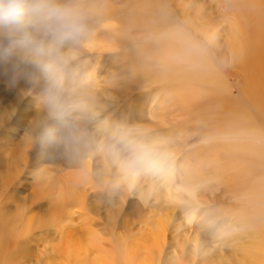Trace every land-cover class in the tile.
I'll use <instances>...</instances> for the list:
<instances>
[{"label": "rangeland", "instance_id": "1", "mask_svg": "<svg viewBox=\"0 0 264 264\" xmlns=\"http://www.w3.org/2000/svg\"><path fill=\"white\" fill-rule=\"evenodd\" d=\"M133 1L57 0L83 13L84 27L71 35L45 32L39 22L26 41L0 32V57L11 47H30L32 56L19 64L34 71L37 57L57 53L66 62L59 70L63 86H77L84 97L73 100L63 91L54 110L41 87L30 89L0 72V215L9 220L10 233L4 264H86L92 258H102L101 264H135L139 258L147 264H237L240 242L254 231L264 233V226L239 220L242 197L225 184L231 157L208 150L207 127L171 105L165 88L151 81L153 63L146 62L139 76L126 67L132 51L165 28L155 37L146 28L101 36L117 17L136 13ZM148 1L159 11L153 20L160 17L213 54L230 97L246 102L244 55H235L226 39L231 26L240 28L244 40L251 34L264 0ZM101 8L116 18L98 15ZM40 82L52 88L46 76ZM173 84L169 77L166 86ZM151 163L157 166L131 184L130 167ZM164 177L173 187L194 191L197 207L176 208L159 193H139L145 180ZM12 179L7 191L3 184ZM59 194L69 201L55 208ZM86 247L80 258L76 251Z\"/></svg>", "mask_w": 264, "mask_h": 264}, {"label": "bare ground", "instance_id": "2", "mask_svg": "<svg viewBox=\"0 0 264 264\" xmlns=\"http://www.w3.org/2000/svg\"><path fill=\"white\" fill-rule=\"evenodd\" d=\"M132 5V9L136 13L124 18L112 17L114 14L108 8L107 10L101 8L97 11L98 15H108L113 19L116 18L117 21L114 26L102 31L101 36L122 35L123 31L129 35V31L132 29L146 28L151 32L149 35L155 37L158 30L161 31L163 30L161 28H165V31L155 38L149 39L143 46L132 51L127 58L129 63L126 62V67L139 76L142 66H145L146 62H151L156 66L157 73L151 76V81L165 88L172 106L185 109L193 122L207 127L204 129L208 136V150L214 156L223 153L231 157L229 159L231 174L225 184L242 197L239 201L242 204V207H239V220L253 228L256 227V224L264 226V121L254 120L252 112L249 110V108H254L264 118V9L260 10L262 11L260 13L252 10L258 17V23L254 30L251 29V31L248 28L251 34L245 40L242 33L238 31L240 28L231 26L228 31L227 47L234 50V54L240 58L242 54L244 55L242 69L245 86L242 96L247 100L241 102L237 98L238 101L235 102V99L230 97L228 85L212 63V61L214 62L212 53L202 49L193 38L186 34L170 30V27H166L164 22L161 23L160 17L153 20L154 16L159 14L153 2L134 0ZM252 9L254 8L252 7ZM203 23L205 24L204 18L200 22L201 26ZM109 31L112 32L109 33ZM11 48L9 52L0 57V72L14 79L19 78L28 84L30 89L41 87L42 96L47 97L51 109L58 108L59 100L65 94L73 100L84 98L83 94L78 92L77 86L71 84L63 86L62 83L66 77L59 72L66 63L63 57L59 58L57 53H52L49 57H37L33 64L34 71H29L27 67H22L23 65L19 63L30 59L32 56L30 47ZM43 76L52 81L51 89H48L45 83L40 82ZM169 77L174 81L172 86H166ZM63 91L65 94L62 93ZM245 103H248L247 107H245ZM217 134L219 136H214ZM154 166L157 164H144L140 168L135 165L130 167L131 184L138 182L137 179L145 172L152 171ZM167 179L164 177L161 180L147 182L144 179L143 189H140L139 193L143 195V190L146 195L152 193L158 195L159 193L164 204L176 208L182 205L191 211L197 207L199 199L194 191L179 186L173 187L172 182ZM14 181L12 179L3 184L7 191L11 190ZM59 196L61 200H53L55 208H60L69 201L66 194H59ZM1 204L0 198V211ZM190 215L195 216L191 213ZM165 217L168 215L166 214L161 220H158L157 230ZM8 222V219L0 215V233L3 236V241L0 240V264H4L5 261L6 236L8 237L10 234ZM247 238L245 242H240L236 247V257L233 261L237 264H264V233L254 231ZM88 247L79 248L76 251L80 258L89 252L87 251ZM101 263H103L102 258H92L86 264ZM109 264L118 263L109 262ZM128 264L133 263L129 261ZM135 264L147 263L143 258H139Z\"/></svg>", "mask_w": 264, "mask_h": 264}, {"label": "clouds", "instance_id": "3", "mask_svg": "<svg viewBox=\"0 0 264 264\" xmlns=\"http://www.w3.org/2000/svg\"><path fill=\"white\" fill-rule=\"evenodd\" d=\"M36 22L45 32L71 35L85 21L80 10L57 0H0V32L26 41Z\"/></svg>", "mask_w": 264, "mask_h": 264}]
</instances>
